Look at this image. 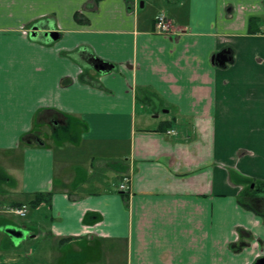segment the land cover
<instances>
[{
    "label": "crops",
    "instance_id": "1",
    "mask_svg": "<svg viewBox=\"0 0 264 264\" xmlns=\"http://www.w3.org/2000/svg\"><path fill=\"white\" fill-rule=\"evenodd\" d=\"M263 214L264 0H0V264H261Z\"/></svg>",
    "mask_w": 264,
    "mask_h": 264
},
{
    "label": "built area",
    "instance_id": "2",
    "mask_svg": "<svg viewBox=\"0 0 264 264\" xmlns=\"http://www.w3.org/2000/svg\"><path fill=\"white\" fill-rule=\"evenodd\" d=\"M156 29L159 33H169L172 32V25L170 23V20L167 18V16L163 13L158 14L156 16ZM128 179H124V181L119 185V188L123 191L128 190L127 186ZM10 211L15 212L16 214H19L21 216L26 215L27 213V206L23 205L21 207H11Z\"/></svg>",
    "mask_w": 264,
    "mask_h": 264
},
{
    "label": "trees",
    "instance_id": "3",
    "mask_svg": "<svg viewBox=\"0 0 264 264\" xmlns=\"http://www.w3.org/2000/svg\"><path fill=\"white\" fill-rule=\"evenodd\" d=\"M80 14H77V17ZM51 199V193H35L33 198L28 202V204L30 205V207L36 208L37 206H39L41 203L43 202H49ZM23 206V204H18V205H14L12 207H21ZM264 217V214H263Z\"/></svg>",
    "mask_w": 264,
    "mask_h": 264
},
{
    "label": "water",
    "instance_id": "4",
    "mask_svg": "<svg viewBox=\"0 0 264 264\" xmlns=\"http://www.w3.org/2000/svg\"><path fill=\"white\" fill-rule=\"evenodd\" d=\"M48 35L51 39L56 40L59 37V33L57 31H49ZM225 50L221 51L219 53H217L214 56V60L218 63V64H224L225 61L228 59L226 56ZM101 69L106 70L107 68L103 67L102 65L100 66ZM261 264H264V258L261 260Z\"/></svg>",
    "mask_w": 264,
    "mask_h": 264
},
{
    "label": "rangeland",
    "instance_id": "5",
    "mask_svg": "<svg viewBox=\"0 0 264 264\" xmlns=\"http://www.w3.org/2000/svg\"><path fill=\"white\" fill-rule=\"evenodd\" d=\"M72 149V148H71ZM76 149L74 148V151H75ZM19 219V220H18ZM18 221H21L22 219H25V217H18Z\"/></svg>",
    "mask_w": 264,
    "mask_h": 264
}]
</instances>
